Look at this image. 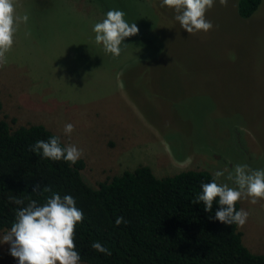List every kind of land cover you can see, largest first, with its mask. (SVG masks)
Instances as JSON below:
<instances>
[{"label":"rangeland","instance_id":"rangeland-1","mask_svg":"<svg viewBox=\"0 0 264 264\" xmlns=\"http://www.w3.org/2000/svg\"><path fill=\"white\" fill-rule=\"evenodd\" d=\"M236 3L215 0L205 13L213 28L190 34L161 0H14L28 20L0 67V118L11 130L43 124L75 145L93 186L140 164L157 177L264 169V0L246 19ZM109 10L139 29L118 57L95 42ZM240 209L244 245L264 254V199ZM9 249L0 243V264H18Z\"/></svg>","mask_w":264,"mask_h":264},{"label":"trees","instance_id":"trees-1","mask_svg":"<svg viewBox=\"0 0 264 264\" xmlns=\"http://www.w3.org/2000/svg\"><path fill=\"white\" fill-rule=\"evenodd\" d=\"M261 0H237L239 17L249 18ZM2 103L0 102V112ZM60 137L43 124L11 130L0 118V230L11 228L16 210L29 199L46 202L51 192H33L48 186L61 197L71 195L83 212L76 224L74 243L85 264H264V254L251 252L237 224L210 219L203 202L194 203L202 183L211 182L207 170L187 169L157 177L148 165L123 170L91 185L82 175V158L75 164L43 158L30 150L38 140ZM61 145L66 146L62 140ZM24 199V205L9 201ZM239 211V202L236 204ZM123 217L119 226L116 219ZM100 242L111 255L95 251Z\"/></svg>","mask_w":264,"mask_h":264},{"label":"clouds","instance_id":"clouds-1","mask_svg":"<svg viewBox=\"0 0 264 264\" xmlns=\"http://www.w3.org/2000/svg\"><path fill=\"white\" fill-rule=\"evenodd\" d=\"M215 0H161V7L174 9L175 19L188 33L208 32L213 28L205 13L212 8ZM221 6H227L228 0H219ZM121 10H109L106 17L94 25L95 42L102 45L106 53L118 57L121 53L122 41L126 37L138 34L135 23L129 24ZM28 16L15 14L14 0H0V67L7 63L6 53L13 45V36L18 22H27ZM74 125L64 127L65 134H71ZM30 150L42 154L43 158L54 161L64 160L75 164L82 151L75 145L62 146L58 137H50L47 141L38 140L30 146ZM227 173V175H225ZM227 182H219L221 178ZM230 182V183H229ZM202 192L194 203L203 202L204 211L211 213L214 201L219 204L215 216L225 225L243 226L248 212L236 209L241 199H250L252 204L264 199V169H251L247 164H236L232 170L227 168L216 171L211 182L202 183ZM33 192H51L46 202L29 199L26 206L16 210L15 221L9 231L0 236V243L10 244V255L18 259V264H79L80 254L75 250L74 234L76 224L83 221L82 210L76 207L71 195L61 197L52 192L48 186L40 188L36 185ZM9 201L16 205H24V199L10 196ZM123 217L116 219L119 226ZM91 247L100 253L110 256L111 252L100 242H93Z\"/></svg>","mask_w":264,"mask_h":264}]
</instances>
